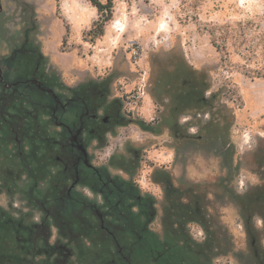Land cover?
Here are the masks:
<instances>
[{"label": "rangeland", "instance_id": "374dc122", "mask_svg": "<svg viewBox=\"0 0 264 264\" xmlns=\"http://www.w3.org/2000/svg\"><path fill=\"white\" fill-rule=\"evenodd\" d=\"M189 5L196 6L197 10L189 9ZM97 18V8L89 0H0V57L10 61L7 64L11 65V69L6 72L8 79L23 80L32 73L36 57L34 62L27 58L17 61L10 54L14 48L22 49L25 44L32 48V44L22 42L25 31L32 30L34 22L37 30L33 37L39 49H33L45 60L49 72L57 69L61 80L69 87L88 77L109 79L114 85V93L123 96L128 112L127 121L143 118L156 122L163 105L152 95V55H166L175 48L181 49L189 63L210 74L212 90L225 89L222 102L234 119L229 127L232 146H225L222 138L211 141L183 140L169 126L155 133L144 130L135 120H131L117 129L114 136H109L104 146H98L96 161L107 162L114 151H120L127 141L130 142L131 153H127V156L136 160L137 167H132L134 180L143 191L154 194L158 201L163 202V188L153 179V175L157 169L166 168L177 186H192L197 191L201 211L210 213L216 219L221 229L219 239L223 254L214 259L211 257V262L264 264V218L254 217L257 242L253 246L244 228L241 207L232 197L264 182V177L247 161L256 148L261 146L264 149V79L250 78L241 72L248 68L249 63L255 65L253 55L247 59L231 54L222 59L210 43L208 34L200 32V28L211 21L225 23L245 18L259 22L264 30V0H114V16L106 27V33L95 42L85 41L83 33L91 28ZM30 35L32 37V31ZM77 60L84 65L76 63ZM115 69H123L125 73L112 80ZM142 76L146 78L147 94L138 106L135 103L127 104V96L139 87ZM57 83L51 80L47 87L49 92L60 96L61 89L66 88ZM134 106L135 110L132 109ZM74 109L69 108L68 114L73 113ZM190 119L191 116L182 115L179 122L185 124ZM208 119L209 116L203 117V121ZM181 131L177 130L179 134H182ZM190 131L196 133L198 127ZM116 162L119 166L123 164L121 158H116ZM111 169L126 175L122 169ZM115 179L125 184V177L116 176ZM118 198L115 195L111 200ZM14 200L12 192H4L0 198L2 205L11 211ZM109 202L106 200L105 204ZM18 203L21 208H27L24 199ZM138 204L142 206L141 202ZM103 206L96 207L101 214L99 217L96 215L97 223L98 228L107 232L97 234L96 230L97 248L107 260L104 264H124L128 254L116 243L121 242L122 234ZM131 206L130 202L123 207L128 211ZM154 206L152 217L145 216L150 219V229L164 238L167 208L171 209L172 215L175 208L168 204L161 206L154 203ZM90 208L94 207L86 206L80 213L86 221L93 218L96 211ZM120 216L125 218L123 214ZM127 216L126 220H132L130 213ZM186 226L195 239L203 240L205 231L200 224L189 221ZM81 239L86 246L93 248L89 249L93 253L95 241L89 236L85 238V234ZM174 251L177 259L193 255L187 245L181 243L175 244ZM79 256L74 257L73 264H93L92 257L82 259ZM199 264L203 263L200 261Z\"/></svg>", "mask_w": 264, "mask_h": 264}, {"label": "flooded vegetation", "instance_id": "af4514ba", "mask_svg": "<svg viewBox=\"0 0 264 264\" xmlns=\"http://www.w3.org/2000/svg\"><path fill=\"white\" fill-rule=\"evenodd\" d=\"M22 49L36 56L31 75L23 80H9L6 72L11 69L7 64L10 61L0 57V111L15 116L13 120L7 116L0 121V198L4 192H12L14 201L24 199L27 205L23 209L13 201L11 211L0 202V228L5 223L13 228L17 247L9 255L16 256L20 247L26 250L24 256L28 261L32 259V264H73L74 257L85 255L84 249L89 245L83 243L82 234L68 231V225L88 223L80 214L86 206L96 210L97 206L104 205L106 213L112 209L114 215L123 214L122 206L131 202L133 210L138 211L141 207L138 203H143L142 199L149 194L154 197L155 205L180 208V203H184L192 208L189 215L196 213L205 222L204 227L198 221H191L205 231L201 241L191 234L192 237L205 246L202 251L207 257L214 259L222 255L221 229L210 213L201 211L192 186H177L171 173L160 168L153 179L163 188V202L143 191L134 180L132 167L136 168L137 163L127 156L132 146L128 141L107 162L96 161L98 146L107 143L108 137L114 136L128 118L123 96L114 93L111 81L84 78L71 88H62L59 96L47 87L53 78L45 60L27 45ZM69 108H75L74 112L68 114ZM116 158H121L123 164L119 166ZM111 168L122 169L126 175L120 171L115 173ZM116 176L125 177V183H134L138 188L136 194L128 195V188L117 182ZM115 195L123 197L121 203L119 198L111 200ZM106 200L111 205L105 204ZM69 210L76 213L71 214ZM94 215L101 214L96 210ZM113 222L117 223L118 219L114 218ZM244 228L251 245L256 246L255 222L244 219ZM0 233L4 239L3 230ZM87 236L97 241L94 235ZM94 254L93 264H99V254ZM212 263L216 264L214 260Z\"/></svg>", "mask_w": 264, "mask_h": 264}, {"label": "trees", "instance_id": "16d2710c", "mask_svg": "<svg viewBox=\"0 0 264 264\" xmlns=\"http://www.w3.org/2000/svg\"><path fill=\"white\" fill-rule=\"evenodd\" d=\"M89 1L97 8L98 18L93 22L91 28L83 33V38L85 41L95 42L106 33V27L113 19L114 0H107L106 2L101 0ZM189 6V9L197 10L196 6ZM31 27L32 30L25 31L26 34L22 44H32V48L39 49V45L36 44L35 37H33L37 30L34 22ZM31 31L32 37L30 35ZM200 32L208 34L210 43L221 54L222 59L229 57L231 54L242 55L247 57V59L253 55L255 57V65L249 63L247 65L248 68L243 69L241 72L250 78L264 79V30L259 22L252 18L225 23L211 21L206 27L200 28ZM10 55L12 59L17 61L27 58L34 62L36 57L25 53L21 48H14ZM124 73L125 70L123 69H115L111 75L112 80ZM50 74L54 81L62 83L66 88H71L61 80L57 69H52ZM152 83V95L160 105H163L159 120L156 122L146 121L143 118L131 120H135L144 130H150L155 133H160L163 128L169 126L173 133L183 140L211 141L222 138L225 146H232L229 139V127L233 124L234 119L222 102L225 89L212 90L210 74L206 70L197 69L189 63L181 49L175 48L166 55H152ZM207 93L210 94L208 95ZM182 115L191 116V119L185 124H180L179 118ZM205 115L209 116V119L203 121ZM7 116L10 120L15 117L14 115L10 117L6 111L3 113L0 111V121H4L2 119ZM131 120H128L127 123L131 122ZM195 126L198 127V131L191 133L190 130ZM179 129H182V134L177 132ZM104 145L105 143L102 144V146ZM248 157V163L264 177L263 147L256 148L252 155ZM125 186L129 190V193H125L130 196L138 191L134 183L126 182ZM196 195H199L197 191ZM232 197L240 205L245 220L254 221L256 216L264 218V182L252 187L243 194L235 193ZM153 198L149 194L142 199L143 203L138 208V211L133 210V206L126 211L122 206L120 210L124 212L123 216L125 218L120 216L122 213L114 215L112 209L107 212L110 219H118L116 225L122 234V240L121 242L116 241V243L119 246L121 245L122 250L128 254V259L125 260L124 264H199L200 261L203 264H213L211 258L207 257L202 251L205 246H202L192 237L189 228L186 226L189 221H198L205 227V222L196 213L189 215L193 212V209H190L187 204L180 203V208L173 207L175 208L173 215L171 214V209L167 208L166 235L164 238L155 230L150 229V222H148L150 219L147 218L152 217L155 210ZM197 201L198 203L201 202L199 197ZM108 205L111 204L108 203ZM68 212L76 213L75 210H69ZM128 213L131 214L132 220H126ZM145 215H147V218ZM97 220L98 217L93 215V218L89 221L85 219L88 222L87 224L75 222L74 225H68V231L72 229L74 234L95 236L97 230V234H106L107 231L104 232L102 228H98L99 223H97ZM2 230L4 239L1 238L2 235L0 233V254L4 253L6 255H0V263L32 264V259L28 261V258L24 256L26 250L20 247L16 256L9 255L17 249L12 234L13 228L5 223L4 227L0 228V232ZM97 241H95L96 249L93 253H90L89 250L93 248L88 246L84 249L85 255H81L79 258H93L94 253L98 252L99 264H104L107 260L104 259L103 253L97 248L99 244ZM179 243L187 245L189 250L192 251L193 255L190 258H176L174 246Z\"/></svg>", "mask_w": 264, "mask_h": 264}, {"label": "built area", "instance_id": "2783aa9c", "mask_svg": "<svg viewBox=\"0 0 264 264\" xmlns=\"http://www.w3.org/2000/svg\"><path fill=\"white\" fill-rule=\"evenodd\" d=\"M135 58L137 59V56H135ZM141 80L139 87L129 94L127 104L135 103L138 106L139 101L147 94V82L145 76H142ZM135 108L136 106L132 107L134 110Z\"/></svg>", "mask_w": 264, "mask_h": 264}, {"label": "crops", "instance_id": "0c3cea01", "mask_svg": "<svg viewBox=\"0 0 264 264\" xmlns=\"http://www.w3.org/2000/svg\"><path fill=\"white\" fill-rule=\"evenodd\" d=\"M76 63H78V64H83V65H84V63H81V62H79L78 60L76 61Z\"/></svg>", "mask_w": 264, "mask_h": 264}]
</instances>
